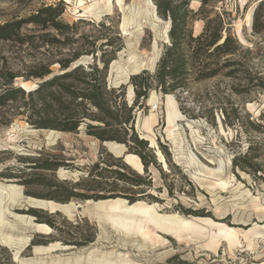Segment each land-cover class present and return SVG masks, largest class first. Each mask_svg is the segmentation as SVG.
I'll use <instances>...</instances> for the list:
<instances>
[{
	"label": "rangeland",
	"instance_id": "1",
	"mask_svg": "<svg viewBox=\"0 0 264 264\" xmlns=\"http://www.w3.org/2000/svg\"><path fill=\"white\" fill-rule=\"evenodd\" d=\"M108 1L0 0V24L29 18L46 6L63 10L57 19L59 30L30 25L23 30L32 36L25 43L0 42V72L17 75L14 86L19 87L27 83L26 76L34 68L50 65L54 74H60L59 62L72 61L79 55L71 66L82 65L90 71L89 65L102 69L108 63V89L125 86L122 101L127 107L133 106L136 97L131 92L130 78L144 70L151 74L156 71L169 45L170 24L159 15L155 0H110V11L106 7ZM190 1L191 9L198 11L201 3ZM258 2L210 0L205 14L224 18L231 33L253 52L246 63L251 75L264 77V33H251L252 14ZM192 25L198 35L204 22L194 20ZM92 51L96 59L87 55ZM241 78V81L215 78L191 82L182 94L180 91L169 94L184 116L176 122L173 132L167 121L168 95L152 89L148 100L142 101L133 112L136 133L149 141L159 160L147 173L141 160L127 163L135 172L151 178L147 191L158 199L145 203L156 204L160 214L190 220L201 231H178L172 225L162 224L160 228L146 222L144 235L135 232L128 235L95 204L77 198L67 203L56 201L73 204L70 215L30 208L25 198H64L67 192L57 191L58 186L83 182L96 163L112 164L110 154L116 158L118 155L110 153L101 140L90 135L86 124L70 133L37 128L30 123L28 108L21 98L0 109V183L16 184L22 193L20 199L5 201L6 218L14 230L2 232L21 243L10 247L0 235V264H264V89L255 86L256 80L247 84L246 74ZM28 82L37 86L41 81L31 78ZM177 96H183L181 103ZM50 131L59 134L50 135ZM163 151L171 166L165 162ZM245 155L252 159L249 161L252 167L245 166ZM235 157L241 158L242 168L234 164ZM38 158L58 166L52 171L38 169L34 167ZM105 177L104 184H111V174L105 173ZM86 183L87 189L95 192L111 189L109 186L99 189L92 181ZM181 209L193 213L183 214ZM31 210L40 211L39 219L50 218L61 229L49 226V234L36 232L29 219L24 222L13 216L15 213L31 216L39 223ZM209 220L215 225H210ZM221 226L239 233V242L234 247L221 237ZM251 231L259 232L251 237L252 243L244 237ZM90 237L94 240L86 246L63 244ZM33 240L41 244L29 247ZM51 245L55 247L50 251L35 250ZM16 250L20 253L18 259ZM172 258L177 259L169 263Z\"/></svg>",
	"mask_w": 264,
	"mask_h": 264
},
{
	"label": "trees",
	"instance_id": "2",
	"mask_svg": "<svg viewBox=\"0 0 264 264\" xmlns=\"http://www.w3.org/2000/svg\"><path fill=\"white\" fill-rule=\"evenodd\" d=\"M155 1L159 15L168 20L170 24L169 45L166 46L161 55L153 74L144 70L130 78L129 84L133 86L136 97L133 106L127 107L125 101H122L125 86H121L119 89H108L106 82L108 63L102 69L95 64L89 65L91 70L87 71L82 65L71 66L80 58L78 55L72 61L59 62L60 74H54L50 65L34 68L33 72L26 76L25 82L31 78L41 82L36 89L29 92L20 86H14V81L18 78L17 75L1 71L0 109L21 98L25 100V107L28 108L30 123L39 129L70 133L76 132L82 124H86L90 135L97 137L102 142L124 145L127 148L126 155L138 156L143 164V170L147 173L151 165H158V158L156 152L149 147V141L140 138L136 133L133 112L142 101L148 100L152 89L165 95L176 94L178 91L182 94L189 89L191 82H203L215 78L241 81L243 74H246L247 84L252 85L256 80L255 86L264 89V77L251 75L250 68L246 66L248 63L247 56L253 54L252 50L245 48L239 39L231 33V27L221 15L211 17L210 14H205V8L210 0H198L201 3L198 11L191 9L190 0ZM263 9L264 0H259L251 19V33L253 35L264 33ZM62 14V9L46 6L29 18L0 24V42L25 43L32 36L24 34L23 30L30 25L42 29L54 27L59 30L61 25L57 19ZM194 20L204 22L203 30L198 35L194 34L192 25ZM243 53L244 57H242ZM87 55L94 59L97 57L94 51ZM234 89L239 91L238 88ZM182 98L183 96H177L180 103ZM143 105L144 103L140 106ZM182 110L185 113L188 112L184 107ZM161 147L165 146L161 145ZM250 149L253 150V146ZM163 153L165 162L168 161L171 166L172 163L167 159V153L165 151ZM110 158L113 160L112 164H106L102 161L96 163L83 182L58 186L57 191L64 190L67 192L64 198L56 196L40 198L63 203L74 198L86 202L124 199L129 204L157 201L158 198L147 191L151 186L150 176L135 172L131 166L125 163L124 157L116 158L110 154ZM240 160L241 158L235 157L234 164L242 168ZM251 160L245 155L243 162L246 167H252L251 162H249ZM35 161L34 167L41 170L52 171L58 166L47 161L42 162L40 158ZM105 173L111 174L113 179L111 184H104ZM91 181L96 182L99 189H104L106 186L111 189L109 192L89 190L86 187V182ZM91 191L92 194H88ZM180 212L183 214L193 213L191 210L184 209H181ZM30 213L38 218L39 223L47 224L55 230L61 229L50 218L47 220L39 219L41 217L40 211L31 210ZM93 240L94 237H90L81 241H63V244L65 246H86ZM40 244L33 240L29 247ZM176 259H170L169 263Z\"/></svg>",
	"mask_w": 264,
	"mask_h": 264
},
{
	"label": "bare ground",
	"instance_id": "3",
	"mask_svg": "<svg viewBox=\"0 0 264 264\" xmlns=\"http://www.w3.org/2000/svg\"><path fill=\"white\" fill-rule=\"evenodd\" d=\"M110 6H111V3L109 0L107 5H106L108 11H110ZM132 24H133V22H132ZM136 70H137V67H136ZM21 84L26 90H34L33 88H36V85L35 84L30 85V82H27V83L23 82ZM132 91L133 90L131 89V92ZM167 98H168V101H167V108H168L167 121L169 124V130L171 132H173L172 129L175 127L176 122L178 120L182 119L184 116L179 111L178 104H177L176 100L173 98V96L168 95ZM152 117H153V115H152ZM149 129H151V128H149ZM49 134L50 135H52V134L58 135L59 132L50 131ZM107 149L115 155H122V153L124 151V146L117 144V143H114V142H108L107 143ZM134 159H136L140 162V159L137 156L127 155V157H126L127 163H129L130 161H132ZM21 197H22V193H21V187L20 186H18L16 184H2V183H0V226H1L0 235H1L2 241L5 244L9 245L10 247L18 245L19 243H21V240H16V239H14L13 236H6L2 232V230L8 229V228H10L11 230H14V226L11 223H9L7 221V218H6V212L7 211L5 208V201H6V199H11V200L15 201V200H17V198L20 199ZM24 202L30 208L46 210V211H49L51 213L62 212V213H66V214L70 215L72 212V209L74 208L73 204H70V203L69 204H60V203H57V202L51 201V200H40V199H34V198H29V197L25 198ZM87 203H93V204H95L96 209L103 210L105 212V217L108 218V220L111 221L118 229H120L122 231L124 230L125 233L128 235L134 234L133 232L140 233V234L144 235L143 224L146 222L152 223L153 225H156L160 228H162V224H167L170 226L172 225V228L177 229L178 231L200 230V227L190 220L183 219L177 215L160 214L158 212V210L156 209V204L149 205L145 202H136L134 204H128L127 201L124 199H110V200H102V201L100 200L97 202L91 200V201H87ZM8 214H10V213H8ZM13 216L15 219L20 220V221H24V222H25L26 218L29 219L30 224L29 223L28 224L31 225V227L36 232L48 233V234L51 232V228L47 224L36 223L34 221V219H35L34 217L26 216V215H19L16 213ZM210 221L211 220L208 221L210 225H215V223L210 222ZM220 231H221V233H223L221 235V237L225 238L228 241L230 246H233V245L235 246V244L237 243V241L239 239L238 238L239 233L237 231H235L234 229L227 228V226L226 227L221 226ZM256 231H251L250 233H246L244 235L245 239L248 240L250 243H252L251 237L259 234V232H256ZM9 232H10V230H9ZM145 234L151 235L150 232H145ZM25 243L26 242H24V244ZM54 247H55L54 245H51L48 247H42V246L40 247L39 246V247H35V250H36V252L50 251V250L54 249ZM19 254H20L19 251L16 250L15 251V258L16 259L19 258ZM111 261H113V260H111ZM96 264H103V263L97 262Z\"/></svg>",
	"mask_w": 264,
	"mask_h": 264
},
{
	"label": "water",
	"instance_id": "4",
	"mask_svg": "<svg viewBox=\"0 0 264 264\" xmlns=\"http://www.w3.org/2000/svg\"><path fill=\"white\" fill-rule=\"evenodd\" d=\"M130 78V77H129ZM129 78H128V81H129ZM127 81V82H128ZM22 89H24V90H26L22 85L20 86ZM36 88H37V86H36ZM35 88V89H36ZM27 91V90H26ZM107 143L108 142H103V146L104 147H106L107 148ZM124 146V145H123ZM109 151V150H108ZM126 152H127V148L124 146V151H123V153H122V155H118L117 157H124V161H125V159H126V157H127V155H126ZM111 153V152H110ZM125 163H127L126 161H125ZM128 203V202H127ZM32 209H35V208H32Z\"/></svg>",
	"mask_w": 264,
	"mask_h": 264
}]
</instances>
